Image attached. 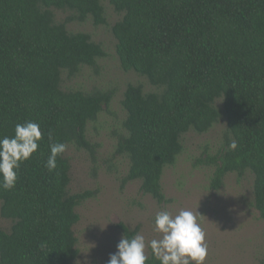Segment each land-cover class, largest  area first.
<instances>
[{"label": "trees", "instance_id": "obj_1", "mask_svg": "<svg viewBox=\"0 0 264 264\" xmlns=\"http://www.w3.org/2000/svg\"><path fill=\"white\" fill-rule=\"evenodd\" d=\"M110 1L122 13L112 26L121 67L157 87L130 83L125 90L127 133L116 148L130 159L123 186L139 179L144 193L167 201L162 176L183 151V134L207 132L225 117L222 148L200 162L214 166L213 189L229 173L251 171L264 219V0ZM54 8L74 11L79 21L107 22L102 0H0V137L13 136L25 121L42 131L15 187L0 189L1 215L12 221L9 229L0 226V264H75L77 207L96 194L70 192L65 153L54 171L45 167L54 142L95 150L86 126L115 94L63 88L64 70L74 76L105 51L89 33L57 21ZM233 140L237 148L230 150ZM121 228L127 238L138 232ZM146 264L160 262L151 254Z\"/></svg>", "mask_w": 264, "mask_h": 264}, {"label": "rangeland", "instance_id": "obj_2", "mask_svg": "<svg viewBox=\"0 0 264 264\" xmlns=\"http://www.w3.org/2000/svg\"><path fill=\"white\" fill-rule=\"evenodd\" d=\"M102 2L107 20L103 24H96L93 17L79 21L73 19L74 11L54 8L57 21L66 22L70 31L89 33L105 51L95 66L82 65L74 76L64 70L63 88L115 91L110 104L86 126L87 138L96 145L95 150L71 143L65 152L71 164L70 192L96 191L77 207L81 219L74 230L80 253L75 264L106 263L126 236L121 224L137 228L146 242L158 239L160 234L153 230L154 219L163 209L173 214L181 209L196 213L208 245L205 264H264V219L255 205L254 174L229 173L223 185L213 189L214 166L200 162L222 148L228 128L225 117L207 132L191 129L183 134V151L174 164L165 167L162 176L167 201L160 203L153 195L144 193L139 179L123 186L130 159L117 154L116 148L119 138L127 133L125 90L130 83L142 84L146 91L157 87L135 70L121 67L112 26L122 13L116 11L110 0ZM217 105L222 106V102L218 100ZM11 224L10 219L1 215L0 200V226L9 229ZM146 254H152L150 248Z\"/></svg>", "mask_w": 264, "mask_h": 264}, {"label": "clouds", "instance_id": "obj_3", "mask_svg": "<svg viewBox=\"0 0 264 264\" xmlns=\"http://www.w3.org/2000/svg\"><path fill=\"white\" fill-rule=\"evenodd\" d=\"M41 139V127L33 121L17 123L13 136L0 137V189L7 191L15 187L21 165L38 150ZM67 148L63 142L50 145V155L45 163L50 172L57 168V157ZM236 148L237 143L233 140L229 149ZM153 230L160 236L147 242L139 232L131 238L124 236L117 244V251L110 254L108 264H146L149 260L147 248L160 264H205L208 255L206 234L193 211L181 209L173 214L163 209L155 215Z\"/></svg>", "mask_w": 264, "mask_h": 264}]
</instances>
